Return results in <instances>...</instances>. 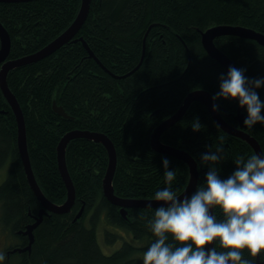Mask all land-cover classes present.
<instances>
[{
	"label": "trees",
	"instance_id": "1",
	"mask_svg": "<svg viewBox=\"0 0 264 264\" xmlns=\"http://www.w3.org/2000/svg\"><path fill=\"white\" fill-rule=\"evenodd\" d=\"M89 4L88 17L73 39L46 58L7 72L9 90L24 116L35 181L50 202L63 204L67 191L57 167V145L64 134L86 130L105 134L114 145L112 187L117 197L155 200V193L166 187L164 158L170 161L169 170L176 171L171 190L179 195L190 177L188 165L154 151L153 130L191 91L202 89L213 97L220 90L219 77L226 76L227 69L205 47L204 31L232 24L264 35V0H89ZM81 5V0L0 2V26L9 42L4 60L35 54L55 40L77 18ZM212 42L237 69H244L247 78H264V44L234 33L217 35ZM255 91L264 102V85ZM52 101L73 118L56 114ZM214 103L228 124L240 127L235 115L247 114L246 106L235 99ZM197 118L202 127L193 131L191 123ZM240 128L258 140L264 153V123ZM17 132L16 116L0 88V168L7 166L0 183V227L9 240L0 264H143L144 253L156 239L148 221L159 206L130 207L123 215L104 197L106 147L84 137L66 144L75 202L61 214L44 210L27 182ZM221 137L224 152L216 167L218 176L226 179L235 171L238 157L247 160L256 154L248 142L220 129L203 104L190 103L180 121L159 139L195 159L197 189L206 183L209 170L201 156L214 151ZM82 205L83 215L73 222ZM213 214L223 218L219 208ZM33 224L31 239L25 231ZM117 241L119 247L103 252L101 246L111 250ZM166 243L176 245L170 235ZM213 247L220 250L218 244ZM243 258L264 264V252L252 258L244 250Z\"/></svg>",
	"mask_w": 264,
	"mask_h": 264
},
{
	"label": "clouds",
	"instance_id": "2",
	"mask_svg": "<svg viewBox=\"0 0 264 264\" xmlns=\"http://www.w3.org/2000/svg\"><path fill=\"white\" fill-rule=\"evenodd\" d=\"M219 91L212 97L235 99L246 106L247 116L243 124L251 129L256 123H264L261 102L255 89L264 85V78L249 79L244 69L229 67L227 75L219 77ZM213 110L218 105L213 104ZM193 131L201 130L199 119L191 123ZM224 139L214 151L201 156V164L208 165L206 183L183 199L171 190L176 171L169 170L170 161L162 160L166 187L155 193V201L164 202L156 208L148 221L150 231L156 237L143 255V264H252L243 258L244 250L252 258L264 252V153L252 155L247 160L238 157L235 171L226 179L218 176L217 163L222 159ZM219 208L222 219L210 214ZM169 235L176 245L166 243ZM218 244L219 249L208 245ZM0 252V262L5 260Z\"/></svg>",
	"mask_w": 264,
	"mask_h": 264
},
{
	"label": "water",
	"instance_id": "3",
	"mask_svg": "<svg viewBox=\"0 0 264 264\" xmlns=\"http://www.w3.org/2000/svg\"><path fill=\"white\" fill-rule=\"evenodd\" d=\"M22 1H31V0H0V2H6V3H11V2H22ZM81 8L79 10V13L77 14V18L68 26L67 30H65L63 33L58 35L55 40L51 41L48 43L45 47L40 49L39 51L35 52V54L24 56V58H18V59H13V60H4L5 57L8 54V45L9 42L7 40V34L5 29L0 26V41H2V48L0 50V62H2V66L0 69V88L2 91V94L5 95L9 105L12 107L14 116H16V121H17V127H18V132H17V147L19 149V154L20 158L23 162V168L26 173V178L27 182H29V185L32 189V191L35 193L39 203L43 205V209L50 211V212H56V213H61L64 214V212H67L71 209V207L74 204V199H75V190L74 186L72 183V180H70V176L68 173V169L66 168V158H65V149H66V144L71 140V138L74 137H84L89 140H94L96 142L102 143L107 150V156L108 157V164H107V169L106 173L104 175L103 183H102V189H103V195L104 197L109 200L112 204L115 206L120 207L121 213L124 215L126 213V209H129L130 207H151V206H161L164 204L162 201H155L153 199L151 200H144V199H124L121 197H117L114 194V189L112 187V180H113V175L116 170V158L115 156V148L114 145L112 144L111 140L104 134H100L98 132H89L86 130H72L71 132H68L63 135L61 138V141L57 145V167L60 172V176L62 180L65 182L66 186V191H67V196L66 199L63 201V204H56L54 202H50L44 195V193L40 190L37 181H35V177L33 174V170H31V164L29 160V155H28V149H27V139L25 138V127H24V116H22V110L20 105L17 102L16 97L11 93L9 90L8 84L6 82V76L7 72L11 69H14L15 67L19 66H24L25 64L28 63H34L37 60L46 58V56L54 53L57 51V48L62 46L63 44L67 43V41L71 40L74 38V36L78 33L80 28L82 27V24L88 17V10H89V0H81ZM227 33H234L239 36H246L249 38H255L258 40L260 43L264 44V41L260 40L257 36H250L248 34L244 33H237L234 31H227L223 30L220 32H215L212 33L210 36V46L209 44L203 39L202 36V42L204 43L205 47L209 51V53H212L222 64L225 66V68L229 69V67H235L234 63H231L228 58L220 51H218L215 46L213 45L212 39L220 34H227ZM204 35V33H203ZM193 101H197L200 104H203L212 119H214L215 123L217 126L225 131L228 134H231L233 136H237L244 141L248 142L252 149L255 151V154H260L263 153V149H261L260 144L258 140L254 139L249 133L245 132L243 128H240L243 126V124L240 121L239 118V113L235 115V118L239 120V126H232L228 124L225 119H223L219 113L218 110L214 111L213 110V104L214 101L212 100V96L205 90H195L191 91L183 100V103L179 106L178 110L169 116V118L163 120L156 128H154L153 133L150 138V143L151 147L154 151L158 153H163V154H168L169 156H173L176 159H179L183 161L185 164L188 165L189 168V180L186 185V188L183 190L182 193L179 194L180 198L183 199L184 196H191L192 193H194L196 189V184L198 180V163H196L195 159L191 157L189 153H186L183 150L176 149L172 146H168L164 143H162L159 139L160 135L168 129L170 126L174 125L176 122L180 121V118L182 115L187 111V108L189 107L190 103ZM52 108L54 112L58 115L63 116L64 118L70 119L73 118L71 115L69 116L66 114L65 110L63 109L62 106H58L55 101H52ZM221 157L223 158V155L221 154ZM222 162V159L220 160ZM83 208L84 205L81 206V208L77 211L78 213L75 215L73 222L80 218L83 215ZM210 214H213V209H210ZM39 221L41 220V215ZM38 221V222H39ZM36 222L35 224H37ZM35 224L31 225L28 227V229L25 231L27 234L32 239L31 236V229L32 227L35 226ZM213 245H208L207 248L210 249L212 248Z\"/></svg>",
	"mask_w": 264,
	"mask_h": 264
},
{
	"label": "rangeland",
	"instance_id": "4",
	"mask_svg": "<svg viewBox=\"0 0 264 264\" xmlns=\"http://www.w3.org/2000/svg\"><path fill=\"white\" fill-rule=\"evenodd\" d=\"M223 30H227L229 32L234 31V32L241 33V34L244 33V34H248L250 36H257L260 40L264 41V35L262 33H260L259 31H257L256 29H250V28H247L244 26L241 27V26L232 25V24L231 25H226V24L212 25V26H209V28L204 31V35H203V39L209 44V48H211V46H210L211 34L215 33V32H220ZM246 116H247L246 113L245 114L239 113V118H240V121L242 124H243V121L246 118ZM6 171H7V166L0 168V183L6 177V175H7ZM100 231H101V229H99V232H97L98 233V241H99V239H100V241L103 239L102 231L101 232ZM100 234H101V236H100ZM8 241H9L8 238L5 237L4 231L0 227V252H4V250H5L4 247L7 245ZM119 246H120V241H117L115 246L113 248L111 247V250L103 248V246H101V247H102L103 252L109 253L110 251H113L114 249H116Z\"/></svg>",
	"mask_w": 264,
	"mask_h": 264
}]
</instances>
